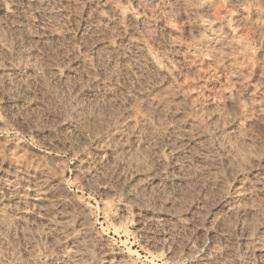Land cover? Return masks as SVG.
<instances>
[{
	"label": "rangeland",
	"instance_id": "rangeland-1",
	"mask_svg": "<svg viewBox=\"0 0 264 264\" xmlns=\"http://www.w3.org/2000/svg\"><path fill=\"white\" fill-rule=\"evenodd\" d=\"M0 264H264V0H0Z\"/></svg>",
	"mask_w": 264,
	"mask_h": 264
}]
</instances>
